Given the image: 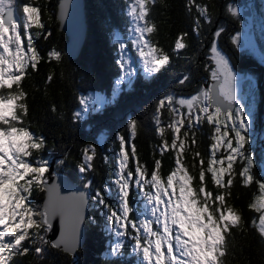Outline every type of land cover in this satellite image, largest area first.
Segmentation results:
<instances>
[{
	"label": "snow or ice",
	"instance_id": "1",
	"mask_svg": "<svg viewBox=\"0 0 264 264\" xmlns=\"http://www.w3.org/2000/svg\"><path fill=\"white\" fill-rule=\"evenodd\" d=\"M157 3L158 0H129L128 6L132 43L149 77L171 62L169 53L152 39L158 27L150 14ZM186 7L189 12L195 7L198 13L193 31L199 34L201 18L210 22L209 7L197 0H188ZM229 11L238 14L234 7L230 6ZM33 28L42 30L45 25L41 21L40 8L33 6L31 0L23 4L18 0H0V264H12L15 256H24L30 251L42 257L48 246L61 248L62 243L66 245V242L50 241L46 236L56 207L48 204L41 207L31 199L34 188L48 190L49 161L42 157L32 158L34 151L39 153L46 147V139L34 134L28 126H22L29 111L28 93L22 81L31 75L29 69L38 71L42 60L60 63L63 55L52 48L46 57L42 56L34 40L41 35L47 39L52 33H34ZM222 31L218 30L215 35L219 37ZM187 36L188 33L178 36L173 52L179 53L188 47ZM238 40L236 36L234 42ZM119 47L122 53L119 66L125 78H130L136 70L131 58H124L125 44L121 42ZM212 53L216 65L212 71V79L217 82L214 87L199 90L188 98L166 95L156 106L154 124L161 143L154 151H159L161 157L169 152L174 154V166L166 177L161 175L162 159L154 160L150 174L147 165L140 162L137 146L131 141L137 137L141 122L130 120L128 138L117 134L119 159L114 182L117 206L108 205L102 192H96L97 201L107 209L109 229L120 238L111 248L113 254L119 253L123 238L130 237L134 242L133 252L138 254L142 264H224L221 258L227 254V239L233 229L245 226L241 211L227 202L237 176L242 186H251L254 182L258 186L259 195L249 204V209L259 213L258 219L254 218L251 223L264 238V181L256 178L248 155L251 118L242 104L234 107L239 103L236 74L228 59L215 46ZM53 78L54 73H50L46 83H51ZM188 79L185 76L180 83ZM80 104L87 108L88 101L81 97ZM52 111H56L55 105ZM74 118L80 119L81 112H76ZM205 123L211 126L206 167L203 154L194 150L199 144L196 133ZM186 153L192 157L191 165L186 163ZM97 155L95 144L83 148L80 173L95 170ZM130 160L134 161V167H129ZM241 162L237 170L235 165ZM197 167L198 174L194 175L190 168ZM209 174L212 188L208 184ZM133 184L148 205L146 214L135 210L139 218L132 215L130 193ZM89 186L91 181L86 184ZM84 203L85 197L80 194L71 204L77 223ZM76 243L74 227L73 250ZM65 250L69 249L65 246Z\"/></svg>",
	"mask_w": 264,
	"mask_h": 264
},
{
	"label": "trees",
	"instance_id": "2",
	"mask_svg": "<svg viewBox=\"0 0 264 264\" xmlns=\"http://www.w3.org/2000/svg\"><path fill=\"white\" fill-rule=\"evenodd\" d=\"M59 1L31 0L33 6L40 8L41 21L45 25L44 29L35 28L34 32L52 33L47 39L41 35L34 40L38 51L46 57L49 50L56 48L63 55L60 63L42 60L38 71L29 69L31 75L22 81V86L28 93L29 106L22 126H28L34 134L42 135L46 139V147L39 153L34 151L32 158L42 157L49 161V165L54 160L55 173L68 176L88 190L91 201L90 214L85 222L86 240L83 248L76 252L75 259L48 246L42 257H37L30 251L24 256H15L12 264H141L131 252L134 242L130 237L124 238L125 243L119 253L110 254L113 237L107 231V209L97 201L96 192H102L108 205L117 206L116 191L112 187V180L118 171L117 134L122 133L128 138V124L132 119H137L142 124L137 137L131 142L136 144L140 162L147 165L149 174L155 159H162V176L166 177L172 170L174 154L169 152L161 157L159 151H154L161 143L154 124L156 106L166 95H174L177 98L195 95L199 86L206 82L208 72L204 71V65H200L203 62L201 53L204 48L206 51L210 44L209 39L220 24L228 20V24L233 27L230 22L233 18L228 16L224 6L230 0H197V3L207 5L210 12V22L201 18L199 34L193 31L194 18L198 13L195 7L189 12L186 7L188 0H158L150 14L158 27L152 39L169 53L171 62L161 72L150 77L137 67L131 82L126 81L119 86L117 83L122 69L119 66L115 38L120 37L124 41L128 38L129 0H86L87 38L79 57L74 61H69L64 54L67 38L59 30V22L56 19ZM24 2L25 0H18L20 4ZM212 29L214 31L210 33ZM229 29L231 28H227V31ZM225 32L226 30H223L221 34L222 40ZM181 33H188V47L175 53L174 43ZM220 45L224 48L222 43ZM245 59L247 58L241 57L238 64L233 63V66L239 71L255 67L251 61L250 64L245 63ZM50 73H54V78L51 83H46ZM185 76L189 79L181 84L180 81ZM258 81L260 82L259 79ZM91 94L103 97L105 102L98 103L100 109L92 107L85 112L80 98ZM52 105L56 107L55 112L52 111ZM76 112H81L80 119L74 118ZM256 114L258 118L254 128L260 130V127H257L261 123L260 111ZM210 136L211 126L207 123L196 133L199 144L194 150L203 154L205 167L209 156ZM168 139L171 142L170 132ZM257 141L256 144L259 145L256 149H248V155H251L252 171L256 178L264 181V177L259 176L258 164L261 158L257 154L264 141ZM90 144H95L98 149L94 160L95 170L82 174L79 171V164L83 161L82 150ZM185 155L186 163L191 165V155ZM241 166L242 162L235 165L237 170ZM129 167H134V161L130 160ZM190 171L196 175L199 169L190 168ZM88 181H91V186L86 187ZM208 184L209 188H212L210 174ZM230 191L231 197L227 198V202L241 211L245 226L232 230V235L227 239V254L221 259L224 264H264V239L251 223L254 218L258 219L259 213L249 209V204L254 203V197L259 195L258 186L255 182L251 186H242L241 178L237 176ZM44 193L34 188L32 203L41 206ZM141 195L133 184L130 203L134 209V217L135 210H140L144 201Z\"/></svg>",
	"mask_w": 264,
	"mask_h": 264
},
{
	"label": "rangeland",
	"instance_id": "3",
	"mask_svg": "<svg viewBox=\"0 0 264 264\" xmlns=\"http://www.w3.org/2000/svg\"><path fill=\"white\" fill-rule=\"evenodd\" d=\"M241 1L242 0H235V1L230 0L224 5L226 13L229 14L228 16H230L233 19H239L241 16L245 17L243 16V13L246 11V8L238 6V5H242ZM248 2L250 3L252 2V5H254V2L252 0H248ZM255 2H258L261 4V6L263 7V12H264V0H257ZM234 3H237V5H235ZM230 6L237 9V12H238L237 15H233L232 12L229 11ZM249 6H251V4H249ZM261 6L259 5V7ZM128 20H129V35H128L127 40L124 41L120 37L115 38V42L117 44V55L119 57V60L121 61L122 53H121L119 45L122 42L126 46L125 53L123 54L124 58L125 59L131 58L132 67L136 71L130 78H125L124 70L122 69L121 77L117 83L118 86L122 84L121 83L122 79H123V82H126V81L129 82V79H130V82H131V80L134 78L137 72V67H140L142 69V73L146 74L145 69L143 67V63L139 58L137 49L135 45L132 43L133 32H132V24H131L130 17L128 18ZM243 23H244V26L243 25L240 26L238 31L233 32V35H231V32L226 31L223 40H222L221 35L219 37H215L213 46L217 47L218 50L221 52V54L224 55L228 59L233 72L236 74L235 86H236V92H237L239 103L236 104L235 107H239L242 104L245 108V112L251 118V125H250L249 132H248L251 142L248 145V149H256L257 145H259L258 143L256 144V142H258L257 140H260L262 142L264 141V55H263L264 54V15L261 16L260 21L258 22H255L254 20L249 18V19H245ZM34 29L35 28H33L31 31L34 32ZM218 30H220L219 27L217 28L215 33ZM224 30H227V27ZM236 36H239V40L234 42V38ZM226 41H227V45L225 44ZM221 43H223V45L225 46L224 48L222 47V45H220ZM213 46L209 50V57L211 60L210 63L211 65H213V68H214L212 71H214L216 67L215 61L213 59V53H212ZM228 46H232L234 48V50L236 51L235 55H230L229 57H227L224 54L225 48ZM133 56H135V58H133ZM241 57L247 58L243 61L248 64H250V61H251L252 65L255 67L251 69L249 67V68L244 69L243 71L237 70L236 66H233V63H238V59H240ZM257 70L259 71V73H257ZM211 75H212V72H211ZM258 79L262 83L261 91H259V89L256 87L257 86L256 82L258 81ZM256 97L258 99H256ZM260 97H262L263 99L261 100ZM84 98L88 101L87 108H85L82 105L85 112H87L92 107L94 109H100V105L98 103L105 102V99L103 97L94 95V94L88 95ZM257 111H260V114H261L260 115L261 123L257 126V127H260V130H258L257 128H254V124L256 123V119L258 118L256 114ZM257 154L261 158V161L258 164V172L260 173L259 176L264 177V143H263V146H261L258 149ZM116 178H117V175L112 180V187L114 189L116 187L114 183ZM140 194L142 193L140 192ZM147 210H148V205H147V202L144 200L141 204L140 211L146 214ZM136 217H137V214H136ZM107 231L113 237V242L111 243V248H112L113 246H115L117 243L120 242V238H117L114 235V231H111L108 226H107ZM124 243H125V239L123 238V242H122V246L120 250L122 249ZM133 245L131 246V252L137 257V259L142 264V261L140 260L138 254L133 252ZM110 254H113V253L110 251Z\"/></svg>",
	"mask_w": 264,
	"mask_h": 264
},
{
	"label": "water",
	"instance_id": "4",
	"mask_svg": "<svg viewBox=\"0 0 264 264\" xmlns=\"http://www.w3.org/2000/svg\"><path fill=\"white\" fill-rule=\"evenodd\" d=\"M248 15V12L243 13V16ZM56 19L59 22V30L67 38L64 46V54L69 61H74L79 57L87 38L86 0H60L57 5ZM207 84L205 83L204 87H207ZM216 84V81H211L209 88L214 87ZM53 165L54 160L49 165V173H47L48 190L44 191V199L41 207L48 204L55 206L57 210L52 215L51 228L46 236L53 242H66V245L62 243L61 248L56 249L69 254L75 259L76 252L83 248L85 244V222L90 214L91 196L86 188L79 186L68 176L55 173ZM80 194L84 195L85 203L82 206L80 219L77 223L71 204ZM74 227L77 234V243L73 250L71 239ZM65 246L69 250L66 251Z\"/></svg>",
	"mask_w": 264,
	"mask_h": 264
},
{
	"label": "flooded vegetation",
	"instance_id": "5",
	"mask_svg": "<svg viewBox=\"0 0 264 264\" xmlns=\"http://www.w3.org/2000/svg\"><path fill=\"white\" fill-rule=\"evenodd\" d=\"M232 1H235V0H232ZM253 2H254V5H252V2L250 3V2H248V0H242L241 2H242V5H238V6H241V7H243V8H246V11L245 12H248L249 13V15L247 16V18H246V16L245 17H240L239 19H232V20H230V22L233 24V27H231L229 24H228V20H227V22H224V23H222V24H220V26H219V28L220 29H225L226 27L227 28H231V29H229L228 30V32H231V35H233V32L235 31H238V29L240 28V26H244V23H243V21L245 20V19H252V20H254L255 22H258V21H260V18H261V16H263L264 15V12H263V7L261 6V4L260 3H258V2H255V1H257V0H252ZM235 5H237V3H234ZM249 4H251V6H249ZM259 5L261 6V7H259ZM228 14V13H227ZM229 15V14H228ZM227 31V30H226ZM250 34V33H249ZM215 37H217V36H215V34L213 33V35H212V37L209 39V42H210V44L208 45V47L206 48V51H205V48H204V51H202V55H203V62H202V64H200V65H204V71L205 72H208L207 74H208V79H206V82H204L203 83V85H200L199 86V89L197 90V92L199 91V90H201L202 89V87H203V89H206V88H209V86H210V82L211 81H213V79L211 78L212 77V75H211V72H212V70L214 69L213 68V65H211V60H210V57H209V50H210V48L213 46V43H214V40H215ZM223 44V43H222ZM226 45H227V41H226V43H225ZM224 46V45H223ZM225 47V46H224ZM224 54L227 56V57H229L230 55H235L236 54V51L234 50V48L232 47V46H228V47H226L225 48V52H224ZM264 55V54H263ZM238 58V57H237ZM205 63H206V65H205ZM236 64H238V63H236ZM211 76V77H210ZM205 83H208L207 84V87H204V84ZM257 83V88L259 89V91H261L262 90V83H261V81L259 82V81H257L256 82ZM196 92V93H197ZM256 99H258L257 97H256ZM260 99L262 100L263 98L262 97H260ZM262 103V102H261ZM259 122H260V118H259Z\"/></svg>",
	"mask_w": 264,
	"mask_h": 264
}]
</instances>
